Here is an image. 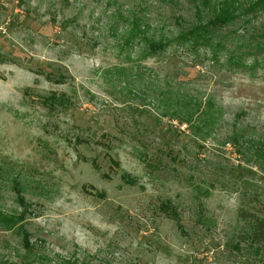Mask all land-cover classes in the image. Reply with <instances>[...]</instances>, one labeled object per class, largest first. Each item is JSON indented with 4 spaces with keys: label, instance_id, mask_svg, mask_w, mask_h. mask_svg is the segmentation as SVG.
<instances>
[{
    "label": "rangeland",
    "instance_id": "374dc122",
    "mask_svg": "<svg viewBox=\"0 0 264 264\" xmlns=\"http://www.w3.org/2000/svg\"><path fill=\"white\" fill-rule=\"evenodd\" d=\"M197 18L193 0H0L1 262L264 264L237 214L264 216V52L233 68L219 32L190 50Z\"/></svg>",
    "mask_w": 264,
    "mask_h": 264
},
{
    "label": "trees",
    "instance_id": "16d2710c",
    "mask_svg": "<svg viewBox=\"0 0 264 264\" xmlns=\"http://www.w3.org/2000/svg\"><path fill=\"white\" fill-rule=\"evenodd\" d=\"M193 2L195 14L198 16L196 23L188 25L186 29L181 28L176 36L177 40L188 42V48L194 50L199 45L210 46L211 42H213V37L219 32V37L221 38H219V43L216 42V44H219V49H221L223 46L222 39L226 37L227 34H235L239 40L236 50L238 53L240 51H242V53L237 56H235L234 53L229 54L227 62L231 67H244V59L252 58L254 63L252 66L263 59L261 53L264 52V0H193ZM204 11H206L207 20L202 22L200 21L201 14H203ZM259 17H262L261 22L257 25H250L251 21ZM234 23L240 24L241 26L238 25L237 30L224 32L227 26ZM133 29V33H140V36L146 34L144 27L140 28L137 21L133 22ZM146 41H148L147 46L152 53H157L165 47V43L162 39L152 37ZM50 99L56 98L52 96ZM63 101V98L57 96L58 103H63ZM189 102H186V106L191 105ZM199 105V102L196 103L197 107ZM196 111H198V109H196ZM185 115L183 121L188 122L192 117V112L187 111ZM234 139H236V137H234ZM242 145L245 146V144ZM251 146L252 145H248L247 148L249 149ZM254 148L264 153L263 144ZM19 201L22 202V199L19 198ZM237 214L238 218L245 224L249 244L254 246L257 252L264 256V216L244 208H239ZM19 217L20 216L17 218L15 217L14 219L10 218L8 227L18 222ZM8 218H6L5 221H8ZM22 242L25 248H30L27 233L23 234ZM0 264L5 263L0 261Z\"/></svg>",
    "mask_w": 264,
    "mask_h": 264
}]
</instances>
